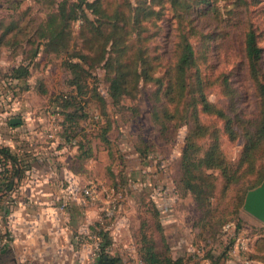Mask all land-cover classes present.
Returning a JSON list of instances; mask_svg holds the SVG:
<instances>
[{"label": "rangeland", "instance_id": "374dc122", "mask_svg": "<svg viewBox=\"0 0 264 264\" xmlns=\"http://www.w3.org/2000/svg\"><path fill=\"white\" fill-rule=\"evenodd\" d=\"M61 1L76 3L75 0H0V76L18 65L28 63L32 49L36 43H40V40L32 38L33 43L25 46L28 37L23 36L24 33L16 23L21 21L23 24H30L26 31L28 34L39 33L40 25L50 14L56 12ZM197 15L195 14L193 21L197 33L211 34L210 42L204 50L202 46L204 39L201 36L193 42L198 56L205 62V65L201 66L203 77L210 84V87L208 85L206 88L205 98L208 103L224 110L233 120V124L238 125L243 121V124L246 122L248 126L247 124L256 118L258 100L248 77L242 42L246 29H253L258 36V45L263 50L261 64L264 67V0H219L216 11L213 9L203 15ZM7 27L10 30L5 34ZM80 30V21L73 22L67 50L59 54L45 53L44 48L40 47L42 52L38 54L31 68L28 81L30 89L21 94L17 106V111L21 110L23 113H20L22 120L16 122L14 126L24 123L21 127H37L38 130L40 127L50 125L58 127L62 118L58 117L57 122L55 116L49 113L50 102L58 93L64 90L69 92L67 84L69 81H75L80 88L75 104L78 103L81 109H78L77 105L71 108L75 114L72 125L75 127L78 123L79 127L90 129L111 127L108 137L118 144L114 149L111 147L112 152L116 151L115 154L119 158L120 149L125 151L126 166L120 158L114 163L117 180L101 183L110 189L114 185L117 187L114 190L122 192L114 223L119 222L121 217L128 223L122 221L115 229L117 255L130 254L132 257L128 256L127 259L129 263H133L134 256L137 257L135 243L137 244V240L143 236L148 237L161 254H164L168 247L166 245L168 239L176 253L185 251V258L195 255L197 264L207 254L218 257L219 260L225 258L223 252L228 247L230 248L226 257L228 253L236 252L239 258L246 260L251 255L254 262H259L258 257L264 253L260 250L263 247L261 239L264 237V223L244 212L242 206L246 194L264 180L256 187L250 188L255 172L244 173L245 168H241L237 176L240 178L226 186L224 178L218 172L203 171L202 181L196 182L198 187H203V193L200 194V199L198 197L199 200H196L194 193L185 189L181 170L186 137L194 119L190 112L191 108L185 115L182 112L185 106H182L176 120L161 127L153 119L147 100V95L151 94L153 88L144 85L142 81L139 82L136 91L129 95L124 94L114 103L108 93V79L112 76H107L102 62L99 64H92L91 60L89 64L81 62L84 65L76 72L68 69L64 63L69 59L77 62L81 54L90 57L92 55L80 38ZM92 39L94 38H90V41ZM161 44L159 48L169 50L166 53L169 57L171 39L168 40V37L165 40L161 39ZM158 46L159 44L152 45V48L157 49ZM225 80L230 87L228 91L222 89L221 84ZM196 112L200 123L208 127L202 132L205 134L200 133L194 139V144L198 147L195 155L198 157L204 155L212 142L209 136L218 131V145L222 157L236 164L244 145L243 139L241 137L229 139L223 133L224 122L216 116L204 114L200 106ZM131 146L141 151L145 150L151 163L145 170L149 177L147 185L121 181V175L125 170L127 169L128 173V169L136 166L129 150ZM255 165L257 170L259 167H262L261 170L264 169V159L257 160ZM136 169L138 170V166ZM95 172L110 178L103 165L96 166ZM193 172L199 174V171ZM90 183L100 184L95 181ZM151 196L163 211V220L167 217L164 222L167 225L165 233L162 227L158 229L159 224L154 215ZM143 222L146 223V234L140 233ZM240 262L243 263V260Z\"/></svg>", "mask_w": 264, "mask_h": 264}, {"label": "trees", "instance_id": "16d2710c", "mask_svg": "<svg viewBox=\"0 0 264 264\" xmlns=\"http://www.w3.org/2000/svg\"><path fill=\"white\" fill-rule=\"evenodd\" d=\"M76 3L61 1L57 5L56 12L50 14L40 25L39 33L28 34L26 31L30 24L16 23L21 29L23 36L28 39L24 43L30 46L32 40H40V43L31 51L29 62L18 65L10 72L1 74L0 79H9L21 83V91L30 89L28 81L30 79L31 68L36 62V57L42 46L45 53L59 54L66 51L71 39V25L75 21L81 23V39L85 48L92 52V55L81 54L77 62L69 59L64 62L68 69L76 72L82 69V65L102 62L108 79V93L114 103L119 101L123 95H129L136 91L139 82L153 88L147 100L150 105V112L156 123L164 127L165 123L176 120V116L182 106L186 115L191 108L192 128L186 137V145L181 160L182 182L185 189L192 194L196 200L200 199L203 193L202 186L198 187L196 182L202 181L203 171L218 172L225 181L226 186L238 180V172L241 168L244 173L255 172L250 188H254L264 180V169H256L257 160L264 159V67H262V48L259 47L257 34L253 29L248 28L244 32L242 51L247 66L248 77L253 85L257 103L256 118L246 126L243 121L238 125L233 124V120L205 98L206 88L210 87L208 80L203 77L201 66L205 62L198 56L193 47V42L201 36L203 50L210 42L211 34L199 35L194 27L195 14L203 15L216 11L219 0H75ZM199 15H197L198 17ZM23 20V19H22ZM24 21V20H23ZM14 26V25H13ZM5 34L10 30L6 28ZM26 37V38H27ZM171 39L170 53L167 57L164 49H160L161 39ZM33 38V39H32ZM90 38H94L90 41ZM32 39V40H31ZM213 39L215 37L213 36ZM152 48V45H158ZM206 44V45H204ZM84 64H82V63ZM67 90L58 93L50 102V112L62 118L60 138L69 146L79 148L83 139H79L81 128L73 126L75 114L71 111L74 105L81 109L79 104H75L76 95L79 93V85L75 81H69ZM222 89L228 91L227 80L223 82ZM33 89V88H32ZM226 95L227 92H224ZM200 106L202 112L208 116H216L224 122L223 133L231 140L241 137L244 141L239 160L236 164L230 163L222 157L219 150V134L214 131L210 135L212 142L202 157L195 155L198 147L194 144V139L205 130L206 125L200 123L196 112ZM188 108V109H187ZM77 109V110H78ZM190 117V115L188 116ZM187 117V118H188ZM186 118V117H185ZM184 118V119H185ZM187 121V119H186ZM188 122V121H187ZM238 122V120L236 121ZM237 126V128H236ZM111 127H99V138L109 146L106 135ZM205 134V133H202ZM134 148V147H133ZM135 149V148H134ZM140 157L147 159L146 151L135 149ZM0 163L3 171L0 176V203L7 201L8 196L15 192L16 188L26 178V171L29 166H24L15 156H12L7 148L0 147ZM199 174L194 173V170ZM202 170V171H200ZM261 170V171H259ZM243 174V173H242ZM117 187L113 185V189ZM199 197V199H198ZM14 203L15 200H8ZM154 215L159 224L160 230L162 216L154 201ZM146 234V223H141L140 233ZM137 240L136 256L140 264H186L184 256L172 257L169 248L165 253H158L154 244L147 237H140ZM235 239H233L234 241ZM105 241V245L109 242ZM264 251V237L261 239ZM228 247L223 256L227 254ZM102 256L99 264H104ZM205 258L211 264H218V257L207 254ZM222 258V257H221ZM249 259H254L251 255ZM113 264L118 261L111 259ZM258 261L264 264V253L258 257Z\"/></svg>", "mask_w": 264, "mask_h": 264}, {"label": "crops", "instance_id": "0c3cea01", "mask_svg": "<svg viewBox=\"0 0 264 264\" xmlns=\"http://www.w3.org/2000/svg\"><path fill=\"white\" fill-rule=\"evenodd\" d=\"M36 128L28 127L29 139H24L23 144H26L30 139L33 140L30 150L33 152L27 159L28 175L19 186V191L15 195L17 201L11 211L9 221L7 220L5 223V228L13 234L14 239L10 246L0 253V264H99L98 260L88 259V250L76 245L75 236L78 233L93 232L94 229L102 228L101 238L104 237L109 243H116V227L120 222L128 223V221L121 217L119 222L114 223V227L102 226V206L100 204L83 205L76 195L65 194L67 195L65 198L66 209L58 211L56 208L63 200L61 186L63 184L69 186L70 191L73 189L78 191L90 182L95 181L101 184L112 179L117 180L114 163L119 158L123 161L126 160L125 151L119 148L121 151L118 158L115 154L116 151L112 152L118 144L109 139L107 134L106 138L110 144L109 146L105 145L98 136L99 129L80 127L83 137L78 136V138L83 140L80 143L81 146L77 148L76 146L64 147L62 144L59 146L56 142L40 140L36 133L40 132L42 128L39 130ZM23 131H25L23 127L17 129L21 140L24 138L21 135ZM87 133L88 135L93 133V135L88 136ZM21 140L19 141L21 142ZM20 144L17 143L18 147L23 150ZM27 144L30 145V143ZM17 145H14L16 148H13V152L19 154L20 150ZM129 150L136 166L133 169H128V173H126V169L121 175V181L147 185L149 177L145 170L151 165L149 159L140 157L132 146ZM22 157L26 158L27 155H22ZM100 165L104 166L110 178L95 172V167ZM123 165L126 166V161ZM165 220L167 217L161 222L164 233L167 227L164 223ZM166 245L171 255L173 254V258L181 254L184 256L186 253L185 251L176 253L168 239ZM212 257L214 258L213 255ZM111 258L118 260L116 264H139L135 256L133 263H129L123 254L115 253ZM241 259L243 263L240 262ZM245 261H248L249 264H261L254 262L253 259L239 258L236 252H233L231 256H225L218 264H245ZM190 262L197 264L195 255H191L190 258L186 257L185 263L190 264ZM198 264H211V261L208 258H202Z\"/></svg>", "mask_w": 264, "mask_h": 264}, {"label": "built area", "instance_id": "2783aa9c", "mask_svg": "<svg viewBox=\"0 0 264 264\" xmlns=\"http://www.w3.org/2000/svg\"><path fill=\"white\" fill-rule=\"evenodd\" d=\"M20 86L21 83H18L17 81L0 79V147L7 148L12 156H15L19 161H22V164L27 167L28 156L31 155V152H33V150L30 151L32 148L31 144H33V140L30 139L27 142L30 143V145L27 143L23 144L24 139H29L28 127H23L25 128V131H23V133L21 134L22 137H24L22 141L20 134H18L17 132V129L22 128L21 126L24 123L21 122L22 124L14 126L16 125V122L19 123V120H22V115H20V113L23 114L21 110L17 111L19 98L24 92L21 91ZM54 116L57 119V122H59L58 117L56 115ZM41 128L42 130L36 133L37 137H39L38 139H44L43 141H48L50 143L56 142L58 145L62 144L64 147L69 146V143H66L63 139L60 138L62 130V127H60V125H58V127L50 125V127H40V129ZM19 140H21V142ZM18 142L21 143L20 145L23 150L18 147ZM14 145H17L18 149L21 151H19V154L13 152V150L16 148L14 147ZM72 145H75L74 142L72 143ZM22 155H27V157L23 158ZM28 170L29 169H27L25 173L26 177L28 175ZM2 171L3 165L0 163V176ZM18 191L19 186L16 188L15 192L11 193L7 198L8 200H15L14 203H9L8 200L4 203H0V253L5 251L14 239L13 234L5 228V223L7 220L9 221L11 211L17 201L15 195L18 193ZM61 193L63 194V202L61 201L58 204L56 208L58 211H64L66 209L65 198L67 195L65 194L76 195L79 198L80 203L83 205L95 206L100 204L102 206L101 225H107L109 228L114 227V220L116 217L115 215L119 210L118 202H120L122 198V192L118 189L114 190L113 188L110 189L101 184L88 183L78 191H75L74 189L73 191H70L69 186H65L62 184ZM151 200L154 201V198L152 196ZM156 206L159 209L157 204ZM159 211L161 212V216L163 218V211L161 209H159ZM101 229L102 228L94 229L93 232L88 233H78L75 236L76 245L80 246L84 250H88L87 257L90 260L99 261L102 256L112 259L111 257H113L118 251L115 247V242L109 243V245H105V242L101 238ZM232 254L233 253H228V256H231ZM128 256L130 257L131 255L126 254L124 258L128 260ZM245 264H249V262L245 261Z\"/></svg>", "mask_w": 264, "mask_h": 264}, {"label": "water", "instance_id": "95a60500", "mask_svg": "<svg viewBox=\"0 0 264 264\" xmlns=\"http://www.w3.org/2000/svg\"><path fill=\"white\" fill-rule=\"evenodd\" d=\"M242 209L257 221L264 223V181L246 194ZM103 262L112 264L108 257H104Z\"/></svg>", "mask_w": 264, "mask_h": 264}]
</instances>
